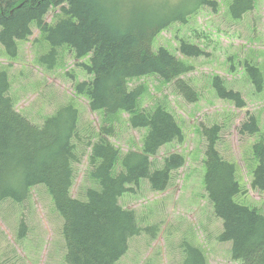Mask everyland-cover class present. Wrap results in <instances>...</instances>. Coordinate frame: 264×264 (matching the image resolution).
Returning <instances> with one entry per match:
<instances>
[{
	"label": "trees",
	"instance_id": "16d2710c",
	"mask_svg": "<svg viewBox=\"0 0 264 264\" xmlns=\"http://www.w3.org/2000/svg\"><path fill=\"white\" fill-rule=\"evenodd\" d=\"M256 0H233L229 13L241 19L254 8ZM199 5L215 7L213 0ZM58 10L52 24L46 22L51 10ZM179 18L170 12L159 21L125 0H0V46L8 58L18 54V42L29 40L35 28L49 45L43 56L49 67L58 48L67 46L90 77L74 85V94L86 100L92 113L105 120L119 113L128 115L135 129H147L139 151L121 154L106 126L94 134L82 136L84 125L80 111L68 103L35 125L15 110L9 95L11 84L6 70H0V206L10 201L23 203L35 187L50 196L62 220L64 264H116L129 250L130 241L153 227L142 228L134 211L120 205L126 193L147 180L153 192H164L174 172L184 166L180 154H170L160 168H154L152 156L168 143L182 142L183 133L172 113L156 105L150 110L138 108L143 90L130 89L131 80L157 76L190 103L199 95L183 77L193 70L182 59L163 47L152 49L158 34ZM182 21V19L180 20ZM181 55H204L196 45L180 41ZM251 82L260 90L262 75L255 64H245ZM218 76L211 87L219 99L244 107L239 92L228 89ZM221 128L202 129L205 140L203 186L215 218L222 222L217 236L220 243H231V257L238 264H264V216L255 209L237 203L245 191L236 178V166L218 150ZM259 132L253 116L239 128L240 135ZM252 153L259 163L252 171L251 188L264 192V143L253 144ZM87 156L90 186L84 198L72 196L74 165ZM23 227V225H21ZM180 264H207L204 251L183 240ZM0 264H2L0 262Z\"/></svg>",
	"mask_w": 264,
	"mask_h": 264
},
{
	"label": "rangeland",
	"instance_id": "374dc122",
	"mask_svg": "<svg viewBox=\"0 0 264 264\" xmlns=\"http://www.w3.org/2000/svg\"><path fill=\"white\" fill-rule=\"evenodd\" d=\"M159 21L170 12L179 18L162 30L152 43V49L163 47L182 59L193 70L183 79L199 97L190 103L176 94L170 84L157 76H144L130 81L133 89L140 86L143 94L138 108L150 110L156 105L175 116L183 133L182 142L168 143L152 156L154 168L173 153L184 158V166L172 173V183L164 192H153L147 180L120 199V205L134 211L142 228L153 227L154 233L143 232L130 241L128 252L116 264H180L183 240L200 247L207 264H238L231 257V243H220L217 236L222 222L215 218L203 186L205 140L203 128H221L219 153L236 166V178L244 196L236 201L255 209L264 216V192L251 188L252 171L259 161L254 157L253 144L264 143V0H256L252 11L241 19H233L229 6L233 0H213L215 7L199 5V0H125ZM58 10H51L46 22L57 19ZM182 19V21H180ZM180 41L198 46L204 55L188 58L179 52ZM48 43L33 28L32 36L18 42V54L10 59L0 46V70L10 78V97L14 107L35 125L52 115L64 104L80 111L84 125L82 136L94 134L101 127L111 128L112 144L121 154L139 151L147 129H135L128 115L119 113L105 120L101 113H92L84 98L74 94V85L90 79L77 64H89V58L76 60L67 47L56 50L55 62L43 59L48 55ZM255 64L263 77L260 90L251 82L245 64ZM221 78L228 89L240 93L244 107L219 99L211 87L212 78ZM253 116L259 132L240 135V126ZM87 156L74 165L75 181L72 196L83 199L90 186L87 179ZM23 225V227H21ZM62 220L44 188L35 187L23 203L10 201L0 206V262L2 264H64Z\"/></svg>",
	"mask_w": 264,
	"mask_h": 264
}]
</instances>
